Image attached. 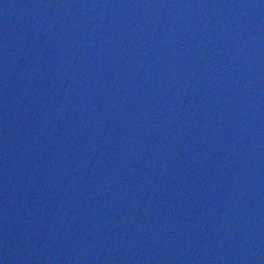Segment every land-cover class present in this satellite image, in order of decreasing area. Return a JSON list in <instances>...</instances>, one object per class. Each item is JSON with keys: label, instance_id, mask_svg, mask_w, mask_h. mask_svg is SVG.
I'll return each instance as SVG.
<instances>
[{"label": "water", "instance_id": "1", "mask_svg": "<svg viewBox=\"0 0 264 264\" xmlns=\"http://www.w3.org/2000/svg\"><path fill=\"white\" fill-rule=\"evenodd\" d=\"M0 264H264V0H0Z\"/></svg>", "mask_w": 264, "mask_h": 264}]
</instances>
